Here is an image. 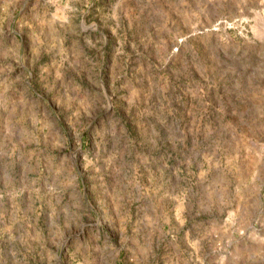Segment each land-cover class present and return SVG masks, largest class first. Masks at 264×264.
Returning a JSON list of instances; mask_svg holds the SVG:
<instances>
[{"label": "rangeland", "instance_id": "rangeland-1", "mask_svg": "<svg viewBox=\"0 0 264 264\" xmlns=\"http://www.w3.org/2000/svg\"><path fill=\"white\" fill-rule=\"evenodd\" d=\"M0 264H264V0H0Z\"/></svg>", "mask_w": 264, "mask_h": 264}]
</instances>
